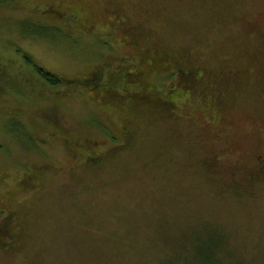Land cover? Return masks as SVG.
Returning <instances> with one entry per match:
<instances>
[{
  "label": "rangeland",
  "instance_id": "rangeland-1",
  "mask_svg": "<svg viewBox=\"0 0 264 264\" xmlns=\"http://www.w3.org/2000/svg\"><path fill=\"white\" fill-rule=\"evenodd\" d=\"M82 1L0 2L8 73H0V200L23 210L15 249L0 243V264H209L194 255L209 234L220 238L213 264H264V0H124L151 39L188 52L203 71L189 89L153 78L158 92L178 89L176 113L139 110L129 147L100 169L68 160L59 138L85 135L104 149L121 142L117 127H98L101 115L80 93L69 106L55 103L60 132L48 124L49 95L28 92L22 68L32 66L19 54L23 47L34 64L88 68L95 54L72 45L70 63L59 62L64 43L51 32L38 42L44 33L25 22L35 4ZM26 161L49 165L44 188L16 185Z\"/></svg>",
  "mask_w": 264,
  "mask_h": 264
},
{
  "label": "flooded vegetation",
  "instance_id": "flooded-vegetation-1",
  "mask_svg": "<svg viewBox=\"0 0 264 264\" xmlns=\"http://www.w3.org/2000/svg\"><path fill=\"white\" fill-rule=\"evenodd\" d=\"M31 11L33 12L28 18L32 20L25 22L33 24L44 33L38 36V42L44 40L46 33L51 32L54 39L64 43V50L61 51L63 56L57 58L59 62L70 63L72 55L69 50L72 45L76 48L81 46L85 55L95 54L97 57L88 68L75 72L69 71L70 68L65 64H37L47 79L61 81L57 84L47 82L33 67L32 70L22 68L28 71L30 85L33 84L28 92L35 93L38 97L44 95V92L49 95L47 99L52 104L45 107L41 118L55 126L59 132L64 127L57 120L55 103L69 106L79 93L88 94L91 106L101 115V121L96 124L98 127H117L116 136L121 142L105 146L104 149H97L98 142L89 136L76 137L69 135L68 131L63 132L64 136L59 138V142L68 155L67 159L70 156L81 166L100 169L109 164L120 150L129 147L134 134L131 126L137 123L135 115L139 110L163 111L168 108L169 114L176 113V95L179 91L174 83L176 87L178 84L190 86L192 80L202 74L203 70L199 66L190 63L188 52L175 51L164 41L151 39L146 26L141 21L132 19L124 0H84L76 6L64 2H48L35 4ZM49 44L53 45L51 41ZM19 48L20 57L29 59L26 57L29 56V51ZM99 50L105 51L100 60ZM0 61V73L3 74L1 79L4 80L8 73L4 68L5 63ZM166 76H170L174 83L164 93L158 92L152 79ZM111 115L118 121L111 119ZM103 117L108 119L107 124L102 121ZM43 141L47 142L46 139ZM36 145L37 143L33 148ZM80 149L85 152L83 157L77 153ZM28 161L21 163L24 169L16 185L23 191H38L46 186L41 184V178L50 168L46 163ZM12 163L18 165L13 161ZM7 165L4 164L5 168H8ZM67 170L71 172L73 169ZM3 182H9V188L13 187L9 179L5 178ZM6 199L7 197L0 200V243L5 250H12L15 249L17 239L13 225L18 223L21 218L18 213H23V210L22 205L16 209Z\"/></svg>",
  "mask_w": 264,
  "mask_h": 264
},
{
  "label": "trees",
  "instance_id": "trees-1",
  "mask_svg": "<svg viewBox=\"0 0 264 264\" xmlns=\"http://www.w3.org/2000/svg\"><path fill=\"white\" fill-rule=\"evenodd\" d=\"M3 0H0V2ZM27 64L31 65L33 67V69L35 71H37L38 73L41 74V76L43 78H46L45 75L43 73H41V68L39 66H37V64H34L31 60L27 59ZM1 64H0V68H1ZM201 77V75L196 76L193 80L192 83L190 84V86L183 84L184 89H189L190 87H192V85H196L199 78ZM241 79V78H240ZM238 79V80H240ZM47 82H51L54 84H57L61 81H52L50 79H45ZM241 82L243 81V78L240 80ZM151 107H154V105H150ZM214 232V231H213ZM218 234L217 235H213V234H209V237L207 239L201 240L198 243V246L196 248V253L194 254L195 256H198L199 258L203 259L206 263L208 262L209 264H213L214 261V253H215V260H219V256L216 255L215 249L218 246V243H220V238H218Z\"/></svg>",
  "mask_w": 264,
  "mask_h": 264
}]
</instances>
